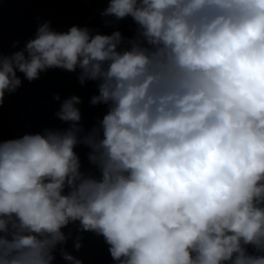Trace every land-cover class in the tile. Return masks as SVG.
<instances>
[{
	"label": "clouds",
	"instance_id": "clouds-1",
	"mask_svg": "<svg viewBox=\"0 0 264 264\" xmlns=\"http://www.w3.org/2000/svg\"><path fill=\"white\" fill-rule=\"evenodd\" d=\"M101 16L135 35L45 22L0 50V108L17 73L56 68L107 106L85 130L73 95L55 114L67 129L0 139V264H53L70 224L115 264H264V0H107Z\"/></svg>",
	"mask_w": 264,
	"mask_h": 264
}]
</instances>
